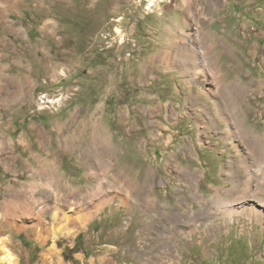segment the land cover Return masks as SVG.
Listing matches in <instances>:
<instances>
[{"label":"rangeland","instance_id":"rangeland-1","mask_svg":"<svg viewBox=\"0 0 264 264\" xmlns=\"http://www.w3.org/2000/svg\"><path fill=\"white\" fill-rule=\"evenodd\" d=\"M178 57L205 68L193 84L222 69L227 89L249 88L241 117L264 132V0H0V77L16 78L0 80L13 264H264V212L226 210L243 193L242 144L203 128ZM171 102L167 148L170 132L155 143L158 125L136 110L172 125ZM20 199L32 214H13Z\"/></svg>","mask_w":264,"mask_h":264},{"label":"bare ground","instance_id":"bare-ground-1","mask_svg":"<svg viewBox=\"0 0 264 264\" xmlns=\"http://www.w3.org/2000/svg\"><path fill=\"white\" fill-rule=\"evenodd\" d=\"M117 31L119 33L122 32L119 27L117 28ZM176 59L174 60L175 63H173L172 66L178 68V70L186 76L188 91L185 93V101L192 104L194 107L199 106V108L203 110V119L201 121L203 123V128L208 131L211 127H215L221 130L227 139L230 140L231 138H234L235 140L238 138L237 143L239 145L242 144V154L239 157L242 174L238 180H234L235 186L233 187L242 188L241 191L243 193L240 200L235 203L236 205L231 204L229 205V208H226V210L232 213H239L240 211L249 212L251 214H256L258 218L261 217L262 212H264V209L260 207V205H264V198L260 196V192L264 191V132H257L255 127L245 125V119L241 117V115L245 113L243 106L250 98L249 88L227 89L225 87L222 69L219 71L211 69V72L215 76L213 79L210 78L209 75L203 73L204 84L199 80L195 81L193 84L192 82L198 78V74L205 72V68H200L202 65H200L194 57L192 60L179 59V57ZM206 65H209V62H205V65L203 66L206 67ZM191 72L193 76L190 74ZM6 77L10 76L6 75ZM144 79L145 76L142 77V80ZM258 86H264V79L258 81ZM203 96L208 97L213 103V106L210 105V101H206L207 104H204ZM47 97L48 96L44 94L43 100ZM222 97L223 101L221 100ZM170 105L172 107V111L167 114V118L174 120L172 125H166L163 122L158 123V113H156V107H147L145 110L138 107L136 110L139 112L141 118L147 115L152 124L158 125L159 134L154 140L155 143L161 138L166 137L167 132H170L167 141V148L171 147V144L175 139V135L179 134V132L174 133L173 126L176 127L179 123L178 120L180 119V113L177 110V106H175L173 102H171ZM247 109H249V107H247ZM252 111H257V109L252 108ZM181 113L184 115V111ZM236 146L237 144L233 147L235 148ZM97 153L103 157L110 156L111 158V156H113L112 149H109L107 146H104L102 149L98 148ZM222 199H227L226 195H223ZM101 201L102 199H100V202ZM246 203H250L252 206L247 207L245 206ZM98 204L99 203L96 205L97 207ZM34 208L35 207L32 203L20 199L17 202L16 208H13V214L16 215V212L20 209H23L28 214H32V212H34ZM1 210L2 203L0 201V230L3 229V222H9L11 226L15 227V220L8 219L11 212L7 213V216V214L3 213ZM58 212V208H56L53 212L54 219L57 218ZM86 216V214L81 215L80 225L84 224V217ZM258 221H260V219ZM40 223L42 224L43 222L41 221ZM58 230H62V226L58 227ZM36 232L39 236L43 235L42 228H38ZM0 250L2 251L1 260L5 262V264H13L11 253L7 246L0 243Z\"/></svg>","mask_w":264,"mask_h":264},{"label":"crops","instance_id":"crops-1","mask_svg":"<svg viewBox=\"0 0 264 264\" xmlns=\"http://www.w3.org/2000/svg\"><path fill=\"white\" fill-rule=\"evenodd\" d=\"M9 76H10V77H6V76H3V77H2V75H1L0 80H3V79H4V80H6V81L9 82V83H10L11 81H13V80H16V78H15L13 75H9ZM22 79L28 81L29 78L23 76ZM0 90H3L4 92H5V91L7 92V91L9 90V87L7 86V87L4 88V87L0 86ZM0 92H1V91H0ZM5 96H6V95H5ZM7 100H8V99H7ZM8 101H9V100H8ZM0 145H1V144H0ZM11 156H12V157H15V158L17 157V156L15 155L14 152H13V154H12Z\"/></svg>","mask_w":264,"mask_h":264},{"label":"built area","instance_id":"built-area-1","mask_svg":"<svg viewBox=\"0 0 264 264\" xmlns=\"http://www.w3.org/2000/svg\"><path fill=\"white\" fill-rule=\"evenodd\" d=\"M51 100V97H50ZM50 100H43V94L40 96V108H45L46 106H49Z\"/></svg>","mask_w":264,"mask_h":264}]
</instances>
